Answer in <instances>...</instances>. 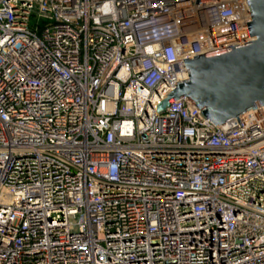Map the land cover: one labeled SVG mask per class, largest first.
Returning a JSON list of instances; mask_svg holds the SVG:
<instances>
[{"label":"built area","instance_id":"1","mask_svg":"<svg viewBox=\"0 0 264 264\" xmlns=\"http://www.w3.org/2000/svg\"><path fill=\"white\" fill-rule=\"evenodd\" d=\"M195 2L0 0V264H264V106L156 111L254 39L246 0Z\"/></svg>","mask_w":264,"mask_h":264},{"label":"water","instance_id":"2","mask_svg":"<svg viewBox=\"0 0 264 264\" xmlns=\"http://www.w3.org/2000/svg\"><path fill=\"white\" fill-rule=\"evenodd\" d=\"M210 0H196L207 3ZM252 21L246 22L252 41L184 58L188 79L178 81L157 113L186 97L203 118L222 125L258 103L264 106V0H246ZM241 126V125H240Z\"/></svg>","mask_w":264,"mask_h":264}]
</instances>
